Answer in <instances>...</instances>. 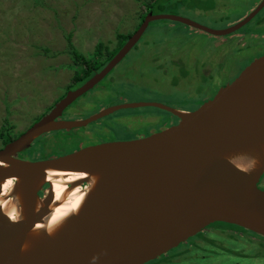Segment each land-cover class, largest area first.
Instances as JSON below:
<instances>
[{"label": "water", "instance_id": "water-1", "mask_svg": "<svg viewBox=\"0 0 264 264\" xmlns=\"http://www.w3.org/2000/svg\"><path fill=\"white\" fill-rule=\"evenodd\" d=\"M263 8L264 1L225 30L148 13L101 75L70 91L19 138L3 144L0 193L7 180L17 182L13 196L5 197L9 207L4 210L0 205V264H141L157 260L217 222L264 237V191L258 186L264 175V56L192 112L146 102L108 109L110 114L154 107L179 118V123L150 137L91 146L47 160L18 157L50 132L86 126L105 115L57 121L137 46L152 22L174 21L213 36H228L247 26ZM51 172L86 175L70 182L68 194L87 187L78 210L50 227L48 219L58 206L48 178ZM12 209L17 214L14 221L9 217Z\"/></svg>", "mask_w": 264, "mask_h": 264}, {"label": "rangeland", "instance_id": "rangeland-1", "mask_svg": "<svg viewBox=\"0 0 264 264\" xmlns=\"http://www.w3.org/2000/svg\"><path fill=\"white\" fill-rule=\"evenodd\" d=\"M150 1L0 0V148L3 145L2 135L5 138L9 132L16 137L27 130L62 96L72 80L70 69L76 64L69 51L70 44L81 55L97 51L100 43L114 49L119 34L132 36L137 31L140 17L147 9L145 4ZM261 1L216 0L221 4L214 12L209 6L211 3L202 0H170L154 4L153 11L156 15L179 16L213 30H225L249 15ZM223 12L226 14H221ZM261 17L264 18V12L243 27L239 34H262V30L257 28ZM226 39V36H213L179 22H152L137 48H145L150 42L160 43L151 47L173 49L169 51L172 57H180L195 67L188 70L189 77L177 87L179 73L175 69L170 75L157 72L160 66L171 69L169 63L155 65L156 56L151 51L133 50L119 65L131 77L127 80L119 76L115 82L108 79L97 94H103L102 97L88 101L89 109H81V113L123 101V97L132 102L161 103L178 110H196L213 99L219 87L233 82L255 60L253 58L259 54L260 44H264L258 36H250L248 45L254 43L256 46L242 50L235 47V40L232 39L229 44ZM213 56L215 65L223 63L219 70L213 65L211 79L217 81L214 85L207 78L203 80L198 70L203 59H212ZM205 75L210 79V74ZM126 114L159 117L152 124L137 123L135 132L142 133H147L149 128L160 131L170 125L168 122L173 123L174 118L170 113L152 107ZM108 128L113 133L128 132L124 126L113 121L108 123ZM77 136L57 133L37 140L30 151L38 155L31 154L30 158L69 152L81 147L82 142L90 137L86 134L82 138ZM217 229L222 231L219 225H212L201 234L209 241L208 248L218 247L222 253L215 264H264V238L252 236L253 240H247L236 237L233 242V237L215 232ZM202 237L196 236L182 244L161 259L167 262L157 264H195L205 251L196 248V242L200 244ZM184 252L183 257L177 256Z\"/></svg>", "mask_w": 264, "mask_h": 264}, {"label": "flooded vegetation", "instance_id": "flooded-vegetation-1", "mask_svg": "<svg viewBox=\"0 0 264 264\" xmlns=\"http://www.w3.org/2000/svg\"><path fill=\"white\" fill-rule=\"evenodd\" d=\"M263 1L264 0H262L259 3V5L256 6V8L252 12H254L260 6V4ZM214 2H216V0H213V3ZM220 4H221V2L215 3L213 10L216 11L215 8L220 6ZM252 12H250V14ZM263 12H264V8L259 13V15H257V17H255L253 20H256L257 18H259V16H261ZM221 14L225 15L226 12H223ZM249 15H247V16H249ZM218 17H221V15H218ZM246 17H244V18H246ZM257 25H258L257 28L262 30V34L258 35V34H254L251 32L239 34V31H237L231 35L226 36L228 38V39H226L227 43L230 44L232 42V39H233V40H235V43H236L235 47L242 49V50L243 49H250V47L253 49L256 45L254 43L251 45L250 44L248 45L247 40L250 36H255V35L264 40V18L261 17L260 20L258 21ZM151 45L152 44L150 42H147L145 48H137L138 47L137 46L134 49H132L131 52L133 50H137L140 52L151 51L156 56L154 59L155 65H164L165 63H169L172 67L171 69L168 67H165V66H160L157 68V72H159L161 74L170 75V72L172 71V69H175L179 73V75H177V87H179L181 85L182 81L189 77V76H187L188 70L190 69V71H191V68L194 69L195 67L193 65L191 67L186 61L182 60L180 57H176V58L172 57V55H171L172 53H170L169 51H172L173 49H162L160 47L156 48V47H151ZM120 50L115 52V50L102 49V50L93 51V53H89L88 55H82L85 60L82 58L81 60H79V62L77 64H75V66H72L73 67L72 70L70 69V72H72V80L65 87V91L62 94V96H60L59 99L49 109H47L42 114V116L40 118H38L33 123V125L36 122H39L41 119H43L46 115H48V113L54 108V106L57 103H59L62 99H64L70 91L78 90L88 81H90L93 78L101 75L103 73V71L107 68L108 64L112 61V59H114V57L120 52ZM258 52H259V54L257 53L256 57H254L253 59H257V58L264 56V44L263 43L260 44V48H259ZM109 53H114V57L111 59H108L110 57ZM130 53L123 60H121V62L117 66H115L110 72L105 74L92 89H90L88 92L84 93L81 97L77 98L71 105H69L63 111L62 116H60L57 119V121L85 120V119L92 118L94 116L103 115L105 113L104 116H102L101 118H99L96 121L89 123L86 126L73 128L71 130H61V131L50 132V133L40 137L39 139H37V140H43L46 137H50V136L55 135L57 133H70V134H73L76 136L80 135V138H82L84 136V134L89 135L90 136L89 139L82 142L81 147H78L77 149L73 148L69 152L63 151V152L49 154L46 157H37V158L32 157V159L30 158V155L34 154V153H32L30 151L32 149L31 148L30 150L19 154L18 157L20 159H27V160H31V161L47 160V159H50L52 157L64 156V155H67V154H70L73 152H78L79 150H82V149L87 148V147L97 146V145H101V144H107L109 142H123V141L145 139L147 137H150L154 134H157L160 131L167 129V128L179 123V121H180L179 118L170 113L174 118H173V123L168 122V125L170 124L168 127L161 129L160 131H155L152 128H149L147 133H142V131L135 132V130L137 129V128H135L137 123L145 122L147 124H152V123L156 122V120H158L159 117H157V116H155V117L142 116V114H129V115L126 114L129 111L135 112L136 109H120V110L114 111L113 113L108 114V109L111 107L123 105L126 103H132V101H130L124 97L121 98V99H124L123 101H119L115 104L107 105V106L101 105L99 108H97L93 111L81 113V109H83V110L89 109V105L87 104L88 101L97 100L98 97H102L103 94H100L99 96H97V94L102 91V89L104 88V83L106 81H108V79L113 80L115 82L119 76L122 78H126L127 80L131 77L126 71L122 70L119 67V65L125 59H127V57L130 55ZM213 60H214V56L212 59H203L201 61V64L199 65V68H198V70H200V72H199L200 75L204 78L203 80H205V78H207L208 82L211 83L212 85L217 83V81L215 79H211V77L213 76V72H214V66L217 68V70H219L222 68V65H223V63H220L219 65H215ZM218 61L221 62L222 60L218 59ZM81 62H84V63H81ZM85 62H88V63H85ZM205 73L210 74V79H208L209 76L205 75ZM135 103H137V102H135ZM146 103H152V102H146ZM159 104H161V103H159ZM163 105H165V104H163ZM143 108H149V107H143ZM152 108H154V107H152ZM137 109H142V108H137ZM157 109H159V108H157ZM181 111H185V110H181ZM185 112H192V111H185ZM111 121L116 122L117 124H119L121 126H124L128 130V132L125 134L113 133L108 128V123ZM33 125H31V127ZM27 130H24L23 132L19 133L18 135H16V137L19 138ZM16 137L13 136V140L16 139ZM37 140L35 142H37ZM5 145H3V146H5ZM34 155H38V154H34ZM258 186L261 190L264 191V175L260 179ZM215 225H216V223H215ZM231 225L232 224L220 225V227L222 228V231L220 229H217V230H215V232L223 233L225 235L233 237V235H232L233 232L236 233L237 231L236 232L233 231V229L230 227ZM232 226H234V225H232ZM237 227H239V226H237ZM239 228H242V227H239ZM242 229H244V228H242ZM250 232L251 233L253 232V233L259 235L258 233L254 232V231H250ZM252 236L253 235H251V234H247L245 239L253 240ZM259 237L264 238L261 235H259ZM204 240H206V239H204V237H202L201 241H204ZM234 240H235V238L233 237L232 241L235 242ZM156 261H158V260H155V262ZM149 264H151V263H149Z\"/></svg>", "mask_w": 264, "mask_h": 264}, {"label": "bare ground", "instance_id": "bare-ground-1", "mask_svg": "<svg viewBox=\"0 0 264 264\" xmlns=\"http://www.w3.org/2000/svg\"><path fill=\"white\" fill-rule=\"evenodd\" d=\"M245 27V26H244ZM85 174H80V173H64V172H51L48 174L49 181L51 183L52 188L54 189V194H55V199H54V204H58L53 209V213L48 219L49 221V226H54L57 223H60L64 218H66L70 213L75 212L78 210V208L81 206L85 193L84 191L86 190L87 184H84L83 186H79L76 189H74L71 193L68 194V185L70 182H78L82 179L85 178ZM16 180L9 179L5 184L2 186V190L0 193L1 198L3 200L1 201L0 205L2 208L5 210L6 208L9 207V202L6 201V196L12 197L13 196V191L15 190V185H16ZM83 184V183H82ZM81 184V185H82ZM14 186V187H13ZM13 189L11 190V188ZM49 185H46L44 190L40 192V196L43 197L45 195V191L48 189ZM66 197V200L63 202L64 198ZM13 206V205H12ZM9 217L12 221L17 219V214L16 210L12 209L11 212L9 213ZM217 223H222V222H217ZM223 224H228V223H223ZM251 231V230H249ZM204 231L198 233L197 235L192 236L189 238L185 243H187L189 240L193 239L196 236H199L201 233ZM181 243L178 247L170 250L168 253L160 256L163 257L167 254H169L171 251L179 248L182 244ZM155 260H150L148 262H144L141 264H147L149 262H152Z\"/></svg>", "mask_w": 264, "mask_h": 264}, {"label": "trees", "instance_id": "trees-1", "mask_svg": "<svg viewBox=\"0 0 264 264\" xmlns=\"http://www.w3.org/2000/svg\"><path fill=\"white\" fill-rule=\"evenodd\" d=\"M168 1H170V0H151L149 3H146L145 4V7L147 8L146 9V11H145V14L143 13L142 14V16L140 17V23L142 24V22L144 21V19H145V17H146V14H148V13H150V12H153L154 13V11H153V6H154V4H156V3H159V2H168ZM202 1H205V2H208V3H211L209 6L211 7V8H213L214 7V5H215V3L216 2H214L213 3V0L211 1V0H202ZM210 7H208V8H210ZM145 10V9H144ZM215 12V11H214ZM140 24V25H141ZM140 25H139V27H140ZM139 27H138V29H139ZM150 27V26H149ZM243 29V28H242ZM242 29H240V30H238L239 32L242 30ZM131 36L130 35H122V34H119L118 36H117V38H118V42H117V46L114 48V49H111V48H108L106 45H104L103 43H100L99 45H98V50H102V49H108V50H115V52H117L118 50H120L121 48H123V46L127 43V41L129 40V38H130ZM152 44H160V43H152ZM70 49H69V51H70V53L72 54V59L74 60V62L77 64L78 62H79V60H81L82 58L84 59V57L77 51V49L72 45V44H70ZM137 47V46H136ZM114 52V53H115ZM114 53H109V55H110V57L108 58V59H111V58H113L114 57ZM85 60V59H84ZM81 63H84V62H81ZM85 63H88V62H85ZM219 88H222V87H219ZM218 92V91H217ZM217 94V93H216ZM215 94V95H216ZM215 96H213V98H214ZM2 137H3V143L4 144H7V143H9L10 141H12L13 140V136H12V134H9V132H7V134L5 135V138H4V135H2ZM216 225H226V224H223V223H216ZM212 226V225H211ZM210 226V227H211ZM213 226H215V225H213ZM232 229H233V231H237L236 233H234L233 232V237L234 238H236V237H243V238H246V236H247V234H251V235H253V236H257V237H259V235H257V234H255V233H251L250 231H248V230H246V229H242V228H239V227H237V226H230ZM201 234H203V233H201ZM201 234L199 235L200 237H202L201 236ZM192 240V239H191ZM196 248L198 249V250H204L205 249V251H203L202 252V254H201V257L200 258H197L196 260H195V264H215L216 263V261H217V259L220 257V255L222 254L220 251H219V249H218V247H216L215 249L214 248H208V241L207 240H204V241H201L200 240V244H197V242H196ZM224 253L225 252H227V251H223ZM186 253L184 252V253H181V254H179V255H177L179 258H181V257H183L184 255H185ZM164 258L166 257V256H163ZM163 257H161L158 261H152V262H149V263H151V264H157V263H159V262H161V263H165V262H167V261H162L161 259H163ZM247 258H250V257H247ZM251 258H255V257H251ZM149 263H147V264H149ZM237 264H243V262H240V263H237Z\"/></svg>", "mask_w": 264, "mask_h": 264}, {"label": "clouds", "instance_id": "clouds-1", "mask_svg": "<svg viewBox=\"0 0 264 264\" xmlns=\"http://www.w3.org/2000/svg\"><path fill=\"white\" fill-rule=\"evenodd\" d=\"M212 225H215V224H212ZM211 226V225H210ZM234 226H236V225H234ZM245 229V228H244ZM247 230V229H246ZM208 243H209V241H208ZM161 257H159L157 260H159ZM95 259H96V257H93V261H95Z\"/></svg>", "mask_w": 264, "mask_h": 264}]
</instances>
